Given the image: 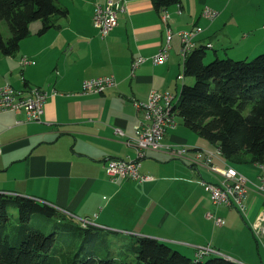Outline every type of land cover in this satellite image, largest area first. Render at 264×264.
I'll use <instances>...</instances> for the list:
<instances>
[{
    "label": "crops",
    "instance_id": "0c3cea01",
    "mask_svg": "<svg viewBox=\"0 0 264 264\" xmlns=\"http://www.w3.org/2000/svg\"><path fill=\"white\" fill-rule=\"evenodd\" d=\"M107 1L61 0L67 17L57 19L43 35L38 24L17 55L0 56V87H40L49 93L39 122L27 121L24 113L0 114V192L46 202L79 218L84 227L98 224L112 232L155 238L189 256L196 257L199 247L209 245L216 255L240 264H264V238L251 228L264 212V192L249 185L245 214L235 207L214 206L199 183L215 182L213 175L166 149L147 151L140 174L150 179L143 182L113 181L105 167L109 158H136L130 137L143 118L137 103H146L152 91L170 92L175 102L183 85L193 81L178 78L184 61L177 33L201 27L195 47L208 46L214 57L250 58L264 51V42L250 43L264 33V0H181L169 7L165 12L176 34L167 61L157 65L151 58L166 45L167 26L153 0H122L125 11L119 12V25L102 38L93 15L96 6ZM207 9L214 12L213 18L206 15ZM242 35L246 39L240 43ZM26 56L34 63L21 65ZM139 56L149 60L133 69ZM102 76L113 77L117 86L99 94L83 92L85 80ZM177 130L179 125L168 131L166 145L189 148V157L194 148L202 149L176 135ZM215 162L224 166L219 159ZM237 170L253 182L264 173L258 165ZM210 212L225 224L216 226Z\"/></svg>",
    "mask_w": 264,
    "mask_h": 264
},
{
    "label": "trees",
    "instance_id": "16d2710c",
    "mask_svg": "<svg viewBox=\"0 0 264 264\" xmlns=\"http://www.w3.org/2000/svg\"><path fill=\"white\" fill-rule=\"evenodd\" d=\"M153 4L162 15L181 0H153ZM68 12L61 0H0V56L19 53L33 22L42 23L43 35ZM2 22L11 33L7 39ZM207 50L208 46H197L184 61V78L194 83L183 85L176 117L217 147L233 167H264V53L251 60L216 56L207 64ZM11 209H17L18 218ZM60 213L39 200L0 192V264H64L62 254L74 250L75 257L66 260L71 264H238L216 254L192 259L166 242L134 234L113 248L103 238L110 232L90 224L77 227Z\"/></svg>",
    "mask_w": 264,
    "mask_h": 264
},
{
    "label": "built area",
    "instance_id": "2783aa9c",
    "mask_svg": "<svg viewBox=\"0 0 264 264\" xmlns=\"http://www.w3.org/2000/svg\"><path fill=\"white\" fill-rule=\"evenodd\" d=\"M125 11V4L122 0H108L104 6L97 5L94 15L93 24L99 31L102 38H106L119 25V12ZM210 18L215 16L210 9L205 11ZM162 20L166 24V45L160 52L151 59L154 64H164L169 57V50L172 47V39L176 34L170 27V20L166 12L162 13ZM201 28H195L191 31H181L177 35L181 38L182 52L184 56L192 51L194 37L199 34ZM149 59L139 56L133 61V69L138 68L146 63ZM34 61L26 56L21 60V65H30ZM179 79H184V75L180 74ZM117 86V82L113 77L102 76L87 79L83 82L84 93H104L108 89ZM22 92H30V99L24 100L21 104H17V109H10V102L14 94ZM49 93L40 87H26L24 89H16L10 84L0 87V114L12 112L15 114L26 115V120L31 122H39L44 113V104ZM172 94L170 92L159 93L152 91L146 103H137V107L142 111V121L135 126V134L130 137V142L136 148L135 159H109L106 164L107 174L113 181L119 179L139 180L141 182L149 180L150 177L140 174L141 161L150 150L166 149L173 157L184 159L193 166L206 168L212 175L216 177L215 182H209L201 179L199 183L208 192L211 202L214 206L235 207L241 213H247L245 199L249 191V185H253L256 189L264 192V173L256 183L250 182L236 169L232 168L223 159L221 151L215 147L214 150L196 149L194 156L189 157V148L184 146H176L173 144L166 145L164 139L170 129H175L177 125H173V118L169 115V103ZM117 134H121L120 129H116ZM2 142L0 141V155H2ZM216 159L221 160L224 166L215 162ZM208 217L214 221L216 226L225 224L224 218L212 212L208 213ZM252 231L259 238H264V212L260 213L251 224ZM196 256H206L215 253V250H206L199 248Z\"/></svg>",
    "mask_w": 264,
    "mask_h": 264
},
{
    "label": "rangeland",
    "instance_id": "374dc122",
    "mask_svg": "<svg viewBox=\"0 0 264 264\" xmlns=\"http://www.w3.org/2000/svg\"><path fill=\"white\" fill-rule=\"evenodd\" d=\"M38 24H41V22L40 21H36V22H33L32 24H31V26H30V32H31V35L28 37L29 39H30V37H32V36H34V28H35V26H37ZM195 28H199V27H195ZM194 28V29H195ZM201 28V27H200ZM1 30H2V33H3V35H4V38L5 39H7V38H9L10 37V35H11V33H10V30H9V27H8V25H7V23L6 22H2V24H1ZM202 31H203V28H201V31L200 32H198V33H202ZM247 33H249V32H247ZM256 34H258V32H256ZM256 36V35H255ZM35 37H33V39H34ZM244 39H246V38H244V35H242V37H241V39H240V43L242 42V40H244ZM261 42H264V33L263 34H261V35H257V37H256V39H254L253 40V38L251 39V42L250 43H252V44H254V43H261ZM218 44H219V41L217 42ZM218 47H221V46H218ZM182 48H183V46L181 45V51L180 52H182ZM249 49L251 48V47H248ZM207 53H208V56H207V58H206V63L208 64V63H210V62H212L214 59H216L213 55H214V50L213 49H211V48H208V50H207ZM259 53H264V51H262V52H259ZM258 53V54H259ZM258 54H255L254 56H252V57H250V58H248L249 60H251V59H254ZM186 57H187V55L186 56H184L183 54H182V59H183V61H185L186 60ZM225 58H227V57H225ZM246 57L244 56V58H242V59H245ZM183 74V73H182ZM187 80H190V81H192V79L191 78H188ZM194 83V81H192V82H190V84H193ZM148 101V100H147ZM178 101H179V96H177L176 98H175V103H178ZM178 123V124H177ZM175 125H179V130H177L178 132H177V134L176 135H180L181 137H184L185 139H187V140H189V143H191V144H199L198 145V147H202V149H207V148H211L212 147V145L209 143V141H207L205 138H203V137H200V136H198L196 133H194V132H192V131H190L189 129H187L186 127H185V125H184V123H183V120H182V118H180V117H178V118H176V124ZM165 143V142H164ZM109 159H119V158H109ZM109 159H107L106 161H105V164H106V162L109 160ZM246 165H248V164H246ZM242 166H244V165H235L234 167L237 169V168H241ZM201 168V170H203L204 172H206V173H208V174H210L211 176H212V174L208 171V170H206L204 167H200ZM253 169H255V168H253ZM249 170H252L251 168L249 169ZM255 170H257V169H255ZM239 171V170H238ZM240 172V171H239ZM252 172H253V170H252ZM241 173V172H240ZM248 181H249V184H250V182H253V181H251V180H249L243 173H241ZM213 177V179L215 178L216 179V177L213 175L212 176ZM253 183H256L257 184V182H253ZM250 186H253V185H251L250 184ZM254 187V186H253ZM255 188V187H254ZM258 190V189H257ZM258 191H260V190H258ZM262 192V191H261ZM9 195H14V194H9ZM21 196V195H20ZM55 208V207H54ZM11 212L14 214V216H15V218H18V212H17V209H11ZM60 212H62V213H60V214H64L63 216H66L67 217V219L69 220V222L70 221H72V222H74V223H76L77 224V227H79V224L81 223L80 222V220H79V218H76V219H72V218H70V214H69V212H66V211H60ZM57 219V218H56ZM66 219V221H68ZM58 220V219H57ZM192 226L191 227H193L194 226V224H191ZM203 225L205 226V228H206V230L207 231H210V226L209 225H207V222L205 221L204 223H203ZM93 226H95V224L93 225ZM96 227L97 228H100L101 230H105L104 228H102V227H100V226H98V224L96 225ZM195 227H197V223L195 224ZM228 228H232L231 227V223L229 224V227ZM93 229H96V228H93ZM81 230V229H80ZM184 230H185V232H188V233H191V234H193V231L190 229V228H184ZM81 231H83V230H81ZM95 232H100V233H102V231H100V230H94ZM107 232H110V233H108L107 235V238L106 237H103L105 240H106V242L107 243H109L113 248H117L118 246H120L121 244H123L125 241H127L129 238H131L132 237V234L131 233H126V232H122V231H117V232H112V231H108V230H106ZM228 237V236H227ZM223 238V242L225 243V236H223L222 237ZM217 239L218 240H220V235H218V237H217ZM228 239V238H227ZM99 244V243H98ZM97 244V245H98ZM100 246H102V245H100ZM210 246L208 245V246H201V247H199V248H202L203 250H206V249H208ZM171 248L173 249V250H177V248L174 246V245H171ZM197 249V252H198V250H201V249ZM103 251H106L107 249L106 248H104V247H102L101 248ZM210 249H212V250H214L213 248H211L210 247ZM179 251V250H178ZM72 251H70L69 253L67 252V253H64V254H62V260H63V262H64V264H71L72 263V261L70 262V261H66V260H69V259H71L72 260V258L73 257H75V254L77 253V251H73V253H71ZM197 252H196V255H197ZM188 254V253H187ZM187 254H184V255H187ZM195 254V253H194ZM213 254V253H212ZM188 257H191L192 259H194L195 258V255L193 256L192 254H191V256H189V254L187 255ZM196 258H197V256H196ZM206 259H208L207 257H205L203 260H206ZM66 261V262H65ZM238 264H240V263H238Z\"/></svg>",
    "mask_w": 264,
    "mask_h": 264
},
{
    "label": "bare ground",
    "instance_id": "6f19581e",
    "mask_svg": "<svg viewBox=\"0 0 264 264\" xmlns=\"http://www.w3.org/2000/svg\"><path fill=\"white\" fill-rule=\"evenodd\" d=\"M194 47H195V43H193L192 49ZM25 58L26 57H24L23 59H25ZM180 80H182V79H180ZM28 99H30V93L26 94L25 92H22L20 94H14L12 96V102H10V109H17V104H21V102H24V100H28ZM176 105H177V103L174 102V95L172 94L171 102L169 103V115L172 116V118H173V125L176 124V118H177L176 113H175V106ZM231 167L235 168L233 166H231Z\"/></svg>",
    "mask_w": 264,
    "mask_h": 264
},
{
    "label": "water",
    "instance_id": "95a60500",
    "mask_svg": "<svg viewBox=\"0 0 264 264\" xmlns=\"http://www.w3.org/2000/svg\"><path fill=\"white\" fill-rule=\"evenodd\" d=\"M44 203H46V202H44ZM48 204V203H47ZM50 205V204H49ZM213 254H216V253H213ZM236 261V260H235Z\"/></svg>",
    "mask_w": 264,
    "mask_h": 264
}]
</instances>
